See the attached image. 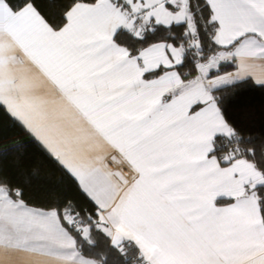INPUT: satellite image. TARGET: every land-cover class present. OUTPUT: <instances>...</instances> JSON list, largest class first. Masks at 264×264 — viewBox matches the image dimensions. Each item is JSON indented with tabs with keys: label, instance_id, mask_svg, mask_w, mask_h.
I'll list each match as a JSON object with an SVG mask.
<instances>
[{
	"label": "crops",
	"instance_id": "crops-1",
	"mask_svg": "<svg viewBox=\"0 0 264 264\" xmlns=\"http://www.w3.org/2000/svg\"><path fill=\"white\" fill-rule=\"evenodd\" d=\"M136 1H79L55 30L31 4L13 11L0 0V103L77 180L111 244L134 242L147 264H264L252 192L262 173L210 154L213 136L231 133L210 90L245 77L264 84V0H206L219 47L189 80L175 68L181 46L130 54L113 38L120 28L140 35L154 23H186L188 0ZM160 6V17L145 18ZM226 59L236 68L205 77ZM0 264L99 263L53 210L0 185Z\"/></svg>",
	"mask_w": 264,
	"mask_h": 264
},
{
	"label": "trees",
	"instance_id": "trees-1",
	"mask_svg": "<svg viewBox=\"0 0 264 264\" xmlns=\"http://www.w3.org/2000/svg\"><path fill=\"white\" fill-rule=\"evenodd\" d=\"M13 11L31 4L55 30L66 22L67 11L77 2L95 0H4ZM124 6V0H114ZM193 33L185 22L154 23L140 35L120 28L114 41L136 54L156 42L181 46L182 62L175 68L184 80L192 79L218 48L214 39L217 24L206 0H188ZM236 68L233 59L219 61L205 72L210 78ZM164 68L145 72L158 76ZM211 98L229 125V135H215L210 154L227 165L238 158L250 161L264 178V84L245 77L210 90ZM202 103H197L192 110ZM0 185L8 196L25 205L53 210L62 226L72 235L85 257L99 264H147L138 247L130 240L113 245L102 228L95 203L77 180L43 145L0 103ZM264 224V181L253 187Z\"/></svg>",
	"mask_w": 264,
	"mask_h": 264
},
{
	"label": "rangeland",
	"instance_id": "rangeland-1",
	"mask_svg": "<svg viewBox=\"0 0 264 264\" xmlns=\"http://www.w3.org/2000/svg\"><path fill=\"white\" fill-rule=\"evenodd\" d=\"M137 4H138V0L135 2V4L133 5L137 7ZM176 11L175 12L177 15L180 14V15H183L184 14V9L183 7L181 6V4H177V6L175 7ZM163 9H164V6H160L158 8H154V7H150L148 9H146V12H145V18H148V15L149 16H155V18H158L161 16L162 12H163ZM186 23L187 25L189 26V28L187 27V32L188 34H192L193 33V26H192V19H191V16L188 17V19H186Z\"/></svg>",
	"mask_w": 264,
	"mask_h": 264
}]
</instances>
